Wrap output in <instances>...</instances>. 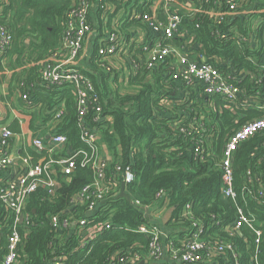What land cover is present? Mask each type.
<instances>
[{"label":"trees","instance_id":"obj_1","mask_svg":"<svg viewBox=\"0 0 264 264\" xmlns=\"http://www.w3.org/2000/svg\"><path fill=\"white\" fill-rule=\"evenodd\" d=\"M77 1L0 0V26H4L13 39L11 47L0 55V72L4 70L3 59L10 61L13 69L8 75L9 100L16 106L21 99L13 100L14 95L30 93L35 104L43 105L42 114H39L42 122L50 120L55 113L50 111L64 103L66 112L57 128L58 132L68 136V145L75 148L86 146L80 140L76 99L67 86L51 88L48 93L41 92L42 87H46L41 78V62L60 44L66 32L67 12ZM191 1L202 11L181 12L183 24L190 34L174 38L171 43L181 47L193 37L190 45L186 44L192 49L191 55L197 60L205 56L226 76L230 69L236 77L234 82L242 90V101L228 103L218 96L206 97L198 84L179 94L182 86L171 79L168 72L170 60L150 69L145 63H140L146 60L147 52L136 44H130L131 63H139L129 80L133 92L123 93L113 84V79L117 82L119 73L112 66L107 69L99 67L95 61L90 63L94 72H89L101 94L104 112L114 117L113 123L104 127V141L113 155V169L121 165L134 171L136 178L127 186L134 200H138L142 207L169 200V206L173 208L170 223L185 229L179 238L169 241L174 247H179L201 228V239L214 251L223 254L215 253L219 264L233 263L235 255L241 264H264V203H258L261 199L258 191L264 188V130L243 141L234 154L237 199L226 198L222 192V160L228 138L250 120L264 115L263 110L248 108L250 103L264 100V11L219 21L217 16L203 12L219 8L215 6L216 0ZM244 1L243 8L264 10V0ZM121 2L115 1L119 6ZM225 8L223 3L219 9ZM256 18L259 19L254 22ZM133 25L141 26L138 20L126 21L120 30L125 32ZM237 32L248 38L254 35L257 42L240 44ZM122 55L127 58V53ZM225 62H229L230 67ZM21 67L23 69L17 71ZM243 70L247 73L239 75ZM5 78L2 76L3 80ZM167 99L171 101L170 105L164 102ZM19 127L13 125L10 128L17 131ZM197 144L201 146L202 156L196 158L195 148H191ZM92 180L91 168L78 167L71 181L62 182L56 197L48 198L42 189L32 195L28 208L33 214L34 224L21 227L20 259L25 264H57L55 258L62 255L67 256L62 264H109L113 255L119 264L131 249L143 258L150 252L149 239L136 231L140 225L149 223L143 208L119 197V192L107 196V202L88 218L113 224L88 247L79 248L75 237L55 240L52 215L69 207L76 193ZM121 184L122 177L118 179L120 190ZM247 189L253 193L249 194ZM188 204H191L190 215L185 214ZM240 209L253 220L256 229L262 231L259 242L256 241L255 229L248 223H242V234L228 230L240 219ZM7 234L6 229L2 230L3 241ZM225 245H232L233 250ZM221 246H224L223 250L219 249ZM257 248V262H253Z\"/></svg>","mask_w":264,"mask_h":264},{"label":"built area","instance_id":"obj_2","mask_svg":"<svg viewBox=\"0 0 264 264\" xmlns=\"http://www.w3.org/2000/svg\"><path fill=\"white\" fill-rule=\"evenodd\" d=\"M115 1H122L121 7L125 3L126 6L129 4L123 14L125 18L122 22L111 21L109 18L110 13H115L112 6ZM136 2L137 0H114V2L78 0L67 12L66 32L60 44L41 62V78L44 86L47 87L46 90L67 86L74 94L80 140L86 146L75 148L68 145V136L58 132V122L66 112L63 105L50 111L55 113L48 120L45 133L42 129L45 127L36 129L37 127L31 128L27 125L28 115H24L23 112L17 115L18 123L28 129L23 135L30 136V142L22 146L17 156L11 153V144L17 135L16 132L7 125H0V264H17L20 260L23 243L21 227L34 224L33 214L28 208L32 195L42 189L47 192L48 198L56 197L62 182L71 181L78 167L91 168L93 180L76 193L69 207L52 215L51 225L55 231L56 241L75 237L78 238L79 248L88 247L100 233L113 227L110 221L96 222L88 218L99 211L98 205L101 202H107V196L115 195L117 192L120 194L121 190L118 187L120 177L122 183L126 185L125 191L130 195L127 186L135 180L136 175L130 167L117 165L113 169L112 161L103 154L104 127H108L113 122V118L110 113L104 112L101 94L93 77L81 63L86 53L85 46L90 32L92 30L98 32L95 24L99 26L102 23L101 26L105 31L93 58L99 67L109 69L111 66L113 68L119 66L111 59L125 50L122 45L124 41H122L120 24L138 20L140 27L147 33L145 43L140 45L141 49L147 52L146 60L140 63H145L152 69L165 64L168 59L170 60L168 72L171 79L182 86L181 92H185L187 87L193 89L194 84H198L206 97L218 96L228 103L240 100L242 90L234 82L231 72L226 76L215 64L209 63L205 56H201L202 60H197L191 55L192 49L186 44L190 45L193 37L182 43L181 47L171 43L174 38L187 37L190 34L183 24L184 15L181 13L183 7L180 6V0H147L142 5ZM244 2V0H216L215 6L220 8L224 3L226 8L205 9L203 12L215 15L219 21H224L230 16L264 11L243 8ZM191 8L183 13L202 11L193 6ZM93 15L99 16L100 23L93 22ZM256 20L258 18L254 22ZM236 34L239 35V32ZM12 41L7 29L0 26V55L11 47ZM243 42L253 44L256 38L253 35L250 38L239 35L238 43ZM132 65L134 69L139 67V63L135 61H132ZM22 98L28 104L29 93L24 92ZM248 108L264 111V103H259V106L250 103ZM35 125L43 126L38 121ZM262 130H264V115L250 120L228 138L222 160V192L226 198L237 199L233 169L236 150L243 141ZM48 133L49 137L46 136ZM192 146V150L195 148L194 157L202 156L201 146L198 144ZM246 191L249 194L253 193L251 189ZM258 192L261 196L258 203L262 204L264 188L259 189ZM132 200L135 205L143 208L138 200H134L133 197ZM185 214H191V204L185 207ZM248 218L240 209V219L228 230L233 234H242V223H248L255 229L256 241L259 242L262 231L256 229L253 220ZM5 229L8 234L3 241L2 230ZM136 231L149 239V254L156 259L167 256L174 261H181L182 264H205L211 259H216L215 253L223 256L201 239V228L179 247H174L172 242L169 244L164 242L157 225L142 224ZM225 247L233 250L232 245ZM223 248L224 246L219 247L220 250ZM258 252L257 248L252 257L253 262H257ZM127 254L128 256L120 259L119 264H136L142 259L141 255L138 252L133 253L132 249L127 251ZM65 259H67L66 255L56 257L55 263L62 264ZM116 263V256H111L109 264ZM222 264H241V262L235 255L233 263L227 261Z\"/></svg>","mask_w":264,"mask_h":264},{"label":"crops","instance_id":"obj_3","mask_svg":"<svg viewBox=\"0 0 264 264\" xmlns=\"http://www.w3.org/2000/svg\"><path fill=\"white\" fill-rule=\"evenodd\" d=\"M147 0H137V2L139 4H143L144 2H146ZM149 1V0H148ZM136 2V3H137ZM181 3V9H183L182 11H189L191 10L192 6L195 7L192 3V1H187V2H180ZM113 8L115 13H110L109 18L111 21H119L122 22L123 19L125 18V16L123 15L126 12L127 6H129V4L126 6V3L124 5L119 6L117 3H113ZM131 10V8H130ZM115 19V20H114ZM259 19V18H258ZM92 20L94 23H100V19L99 16L97 15H93L92 16ZM124 23L120 24V27L123 25ZM95 27L97 29V34H94V36L92 37L91 40L86 41V44L89 45L88 51L84 54L83 56V60L81 61L82 65L85 66V69L87 70L88 73H90L89 71H93L90 63L92 64L93 57H95L96 52H97V48L100 44V41L102 40V37L105 33L104 31V27L101 26V23L99 26ZM121 29V28H120ZM129 33V34H126ZM121 36L123 38L122 41H124L122 43V45L124 46V51H122V53H127V58L124 57L123 55L120 57L121 61L115 62L117 63V65H119L117 68H114L118 71V80L117 82L113 79V84L114 85H119L120 83V73L122 74V80H121V90L122 92H128V91H132L133 92V88L129 87V80L130 77L135 74L137 69H134V66L131 63V57L132 56L129 53V45L130 44H136L137 46H140L141 44L145 43L146 40V30H144L143 28H141L140 26H130L128 27V29L124 32L122 30L121 32ZM254 36V35H253ZM256 38V36H254ZM257 42V41H256ZM255 42V43H256ZM253 43V44H255ZM257 46V44L255 45ZM46 59V58H45ZM44 59V60H45ZM127 59L129 60V63L127 61ZM253 62L254 59H253ZM4 66V72L1 73V77H0V125H7L9 127L13 126V125H20V123H18V117L17 115L20 114L21 112L24 113V115H28L27 116V125L31 128H42L43 132H46V125L48 124L49 121L46 122H42L41 117L39 114L41 113V109H43V105L40 104H35L34 103V99L31 97V94L29 93V100H28V104L25 100H23L22 98V94L18 93V96L14 95L13 96V100H18V98L21 99L20 103H18L16 106L13 105V103L9 100V83H10V77L8 75H11L13 72V69L11 67L10 61L3 59L1 62ZM225 65H228L230 67L229 62H225ZM28 65H25L24 67H26ZM30 66V64H29ZM28 66V67H29ZM263 67H264V63H263ZM23 68H18L17 71H21ZM232 69V68H231ZM233 70V69H232ZM228 72H231L235 77L234 73L232 71H230V69L228 70ZM247 72L246 70H243L241 72H239V75H245ZM2 76H6V78L3 80ZM116 79V78H115ZM47 87H42L41 92L43 93H48L50 91L46 90ZM179 94H182L181 91H178ZM17 93V92H15ZM177 95V92L175 90L174 92ZM1 94L4 95L3 99L1 98ZM241 99V97H240ZM242 101V100H240ZM166 104L170 105L171 101L170 100H166L164 101ZM22 103H25V105H23ZM259 103H264V100L262 101H255L252 102L253 106H259ZM64 106L63 108H65L66 110V106L64 103H61L58 106ZM20 106V107H19ZM57 107V106H56ZM35 113V114H34ZM113 118L114 121V117L112 114H110ZM40 119V120H38ZM36 121L40 122L41 127H39V125H35ZM33 123V124H32ZM113 123V122H112ZM111 123V124H112ZM28 129L26 127H22L20 125L19 130L15 131L17 135H15V137L12 140V144H11V153L14 156L19 155V151L22 150V146H24L25 144H28L30 142V136L29 135H23V133L25 131H27ZM47 137H49V133L46 134ZM104 145V152L103 154L110 159V161H113V155L109 152L105 141L103 142ZM121 193V192H120ZM105 203L101 202L98 207L100 210V207L103 206ZM143 214L144 217L148 220L149 224H154L157 225L160 233L162 235V238L164 240V242L166 243H170V240H173L174 238H179V234L184 232L185 229L182 228L181 226H174L172 223H170L171 221V217L173 214V208L169 206V200L166 199L165 201L162 202H157L152 206H147V207H143ZM165 256H163V258H153L150 256L149 253H147L145 255V257L137 262L136 264H142V262H144V264H182L181 261H174L173 259L164 258ZM167 260V261H165ZM216 261H212L209 260L207 262H205V264H217L219 263L217 261V259H215ZM17 264H25L24 260H19ZM135 264V263H134Z\"/></svg>","mask_w":264,"mask_h":264},{"label":"rangeland","instance_id":"obj_4","mask_svg":"<svg viewBox=\"0 0 264 264\" xmlns=\"http://www.w3.org/2000/svg\"><path fill=\"white\" fill-rule=\"evenodd\" d=\"M114 20H115V19H114ZM96 26H98V24H97ZM94 34H97V32H96L95 30H92V31L90 32L88 38H87V41H88V40H91L92 37L94 36ZM88 48H89V45L86 44V46H85V51H86V52L88 51ZM121 56H122V54H117V55H115V57H113L111 60H113V62H117V60H118V61H121V60H120V57H121ZM116 64H117V63H116ZM3 72H4V70L1 71V73H3ZM121 80H122V74L120 73V83H119V86L116 85V87H119L120 89H121V87H122ZM165 101H166V100H165ZM164 258L166 259L167 257L165 256ZM211 260H212V261H216L215 259H211ZM165 261H167V260H165Z\"/></svg>","mask_w":264,"mask_h":264},{"label":"water","instance_id":"obj_5","mask_svg":"<svg viewBox=\"0 0 264 264\" xmlns=\"http://www.w3.org/2000/svg\"><path fill=\"white\" fill-rule=\"evenodd\" d=\"M125 187L126 185L122 183L121 193L119 194V197H124L128 200V202L133 203L132 197L125 191ZM142 264H144V262H142Z\"/></svg>","mask_w":264,"mask_h":264}]
</instances>
